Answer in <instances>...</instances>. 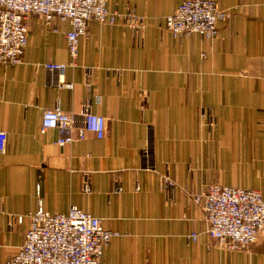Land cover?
I'll list each match as a JSON object with an SVG mask.
<instances>
[{"label": "crops", "instance_id": "crops-1", "mask_svg": "<svg viewBox=\"0 0 264 264\" xmlns=\"http://www.w3.org/2000/svg\"><path fill=\"white\" fill-rule=\"evenodd\" d=\"M180 1L106 0L109 11L142 17L141 39L121 22L89 20L73 57L66 21L52 29L26 15L21 60L0 62V264L38 205H74L118 231L100 264H264V231L248 248L222 247L206 232L204 197L193 199L211 182L264 198V0H217L229 15L210 39L176 38L165 27ZM54 103L76 126L85 110L102 115L103 135L84 130L58 145L56 129L39 130L42 109Z\"/></svg>", "mask_w": 264, "mask_h": 264}, {"label": "built area", "instance_id": "built-area-1", "mask_svg": "<svg viewBox=\"0 0 264 264\" xmlns=\"http://www.w3.org/2000/svg\"><path fill=\"white\" fill-rule=\"evenodd\" d=\"M106 0H0V62L16 63L21 60L26 42L27 14H35L45 24L55 20L66 21L64 31L67 51L74 56L78 38L86 37L89 20L121 22L131 29L133 36L141 39L145 24L140 15L130 8L124 12L109 11ZM229 15L217 0H181L176 9L164 17L165 27L176 38L197 32L206 38L216 34L217 22ZM48 69L62 72L63 65L45 63ZM64 87L69 81L60 79ZM204 114V112H203ZM210 122L213 121L209 117ZM102 115L82 112V124L76 126L72 113L63 111L57 103L42 109L39 130L54 128L58 131L55 142L62 145L72 139L82 138L90 131L96 137L104 133ZM5 131L0 129V151L4 150ZM165 189L174 185L167 176L162 180ZM80 189L88 191L89 185L82 179ZM204 197L203 209L208 226L207 234L219 245L228 249L248 248L264 231V198L252 187L224 185L211 182L201 193L193 195L195 201ZM21 215H11L9 222H19ZM118 231L104 229L100 219L74 205L66 211L49 212L40 205L28 213V226L16 251L1 264H100L102 247ZM192 238L196 233H191Z\"/></svg>", "mask_w": 264, "mask_h": 264}]
</instances>
